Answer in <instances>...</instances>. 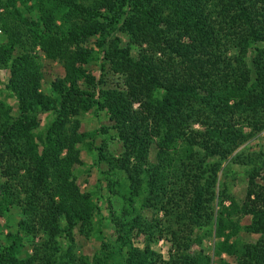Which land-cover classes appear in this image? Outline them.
Masks as SVG:
<instances>
[{"label": "trees", "instance_id": "1", "mask_svg": "<svg viewBox=\"0 0 264 264\" xmlns=\"http://www.w3.org/2000/svg\"><path fill=\"white\" fill-rule=\"evenodd\" d=\"M1 71L0 264H264V0H0Z\"/></svg>", "mask_w": 264, "mask_h": 264}, {"label": "rangeland", "instance_id": "2", "mask_svg": "<svg viewBox=\"0 0 264 264\" xmlns=\"http://www.w3.org/2000/svg\"><path fill=\"white\" fill-rule=\"evenodd\" d=\"M44 72L46 74V83H45V88L47 89L48 87V82L51 80H54L57 77H62L64 76V69L62 66L57 63V62H45V67H44ZM10 77V74L8 71H1L0 72V89H4L8 79ZM117 77L114 76L113 74H108L107 76V82L108 84H114L117 82ZM49 120V117L46 115L42 116V128L46 126L47 122ZM110 122L108 120V117L105 113H100L98 117L94 116L93 114H88L84 117H82V128L84 131H95L97 129H100L101 126H104L106 128H110ZM111 138L114 140L109 141V149L112 150L114 153H119L122 151L121 145L118 143V141L114 138L113 136V131H109L108 135L105 136H99L97 138L96 144L100 145L101 141L105 138ZM244 147L247 148V150L251 152H256L263 150L264 151V134L258 135L255 139L247 143ZM243 147V148H244ZM82 153V160L85 163V166L81 167L78 169V178H79V183L82 186V189L88 190V191H93L96 188L97 185V179H98V171L95 168H91L92 160H93V155L87 151V149L81 148ZM237 171L236 176L230 177L227 182L232 183V194L235 196V198L238 201L243 200L245 193H246V188H247V181L245 178L244 171L241 169H236ZM223 177L221 178V182L224 181ZM106 207V206H105ZM244 224L248 223V220L245 219L243 221ZM243 238L246 241L252 242L256 240L255 236L251 235H242ZM81 244H84L83 246L85 249H89L91 251H94L96 248V244H92L88 241H85L83 239L79 240ZM136 242L138 243L139 246L144 245L143 237L137 238ZM216 240L214 238H210L207 240L204 244V251L208 256H213V251H214V246H215ZM154 249L158 251L160 254H162L165 258H168V253L170 250V245L167 243L165 240L159 241L154 245Z\"/></svg>", "mask_w": 264, "mask_h": 264}]
</instances>
